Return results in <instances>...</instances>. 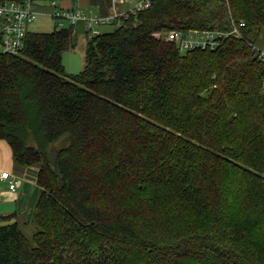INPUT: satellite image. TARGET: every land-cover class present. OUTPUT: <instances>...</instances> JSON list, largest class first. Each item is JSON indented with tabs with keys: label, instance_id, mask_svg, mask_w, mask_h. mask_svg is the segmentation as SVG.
<instances>
[{
	"label": "trees",
	"instance_id": "trees-1",
	"mask_svg": "<svg viewBox=\"0 0 264 264\" xmlns=\"http://www.w3.org/2000/svg\"><path fill=\"white\" fill-rule=\"evenodd\" d=\"M229 8L154 0L111 32L86 31L79 73L63 62L77 47L68 21L0 52V140L39 168L41 188L30 221L0 214V264H264V67L248 44L264 0ZM229 15L244 36L214 50L155 36L226 32Z\"/></svg>",
	"mask_w": 264,
	"mask_h": 264
},
{
	"label": "built area",
	"instance_id": "built-area-1",
	"mask_svg": "<svg viewBox=\"0 0 264 264\" xmlns=\"http://www.w3.org/2000/svg\"><path fill=\"white\" fill-rule=\"evenodd\" d=\"M40 0H23L6 2L0 4V50L3 53H20L26 47V38L30 32V25L38 18V3ZM154 0H110L106 12L99 11L83 12L80 8L61 9L58 6V0L51 3L52 10L48 15L56 20L58 27L64 26L65 22L76 23L82 21L85 23L87 31L91 35L101 33L99 25L121 26L123 20L136 15L142 10L148 9ZM228 10H230V0H221ZM231 11V10H230ZM64 20H66L64 22ZM229 30L224 32L220 29L204 30L193 28L190 30L171 29L164 33L157 32L156 37L167 41H174L181 50H214L221 45L224 39L229 37L243 38L245 21L237 22L232 15H229ZM252 51L258 59L264 64V47L258 46L254 42H248ZM264 81V80H263ZM2 180L9 183L12 191L17 190L19 181L9 171H2L0 174Z\"/></svg>",
	"mask_w": 264,
	"mask_h": 264
},
{
	"label": "crops",
	"instance_id": "crops-1",
	"mask_svg": "<svg viewBox=\"0 0 264 264\" xmlns=\"http://www.w3.org/2000/svg\"><path fill=\"white\" fill-rule=\"evenodd\" d=\"M44 1L46 0H40L37 5L38 17L41 14L48 15L52 10L51 5H46ZM59 4L63 9L80 8L83 12L85 11L87 13L91 10L95 11L93 8L101 9V6H93L92 0H59ZM87 7H90L89 10ZM36 20L30 25L29 29L38 32L33 27ZM75 28L78 34L86 35L87 28L84 22L80 21L76 23ZM2 171H9L19 181L17 190L12 191L9 183L0 178V195L4 196V199L0 200V204H2L1 209L8 211L5 212L7 214L2 215L18 212L30 221L41 190L37 183L39 168L35 166L27 168L19 167L15 164V160H13V152L9 143L5 140H0V174Z\"/></svg>",
	"mask_w": 264,
	"mask_h": 264
},
{
	"label": "rangeland",
	"instance_id": "rangeland-1",
	"mask_svg": "<svg viewBox=\"0 0 264 264\" xmlns=\"http://www.w3.org/2000/svg\"><path fill=\"white\" fill-rule=\"evenodd\" d=\"M44 2L46 5H51L52 0H46ZM58 2H59V0H58ZM89 8H88V10H89ZM93 10L96 11L97 9L93 8ZM65 21L66 20H64V22ZM55 22L56 21L53 17L51 18L49 15L41 14V16H39L38 19L36 20V22L33 24V27L40 33L41 32H52V31L56 30ZM66 24H68V22H66ZM98 28L100 29L101 32H111L114 30L115 27L113 25H99ZM73 41L77 43V47L71 48L70 50H66L63 53V62L65 65V70L69 74L81 72L86 67V63H87L86 57H85V52H86V48H87V36L82 35V34H78L75 31L74 36H73ZM253 41L258 46L264 47V27L258 32V35L254 37ZM0 52H1V50H0ZM262 65L264 67L263 63H262ZM263 85H264V82H263ZM262 91L264 93V87H262ZM66 144H67V141L65 139H62L58 143L54 144L51 148H52V150L55 151V150H58L60 147L65 146ZM3 199H4V196L0 195V200H3ZM1 205L2 204H0V214H7L5 212H8V211L5 209H1L2 208ZM9 221H12V220H9ZM0 223L3 224L6 222L1 221ZM178 223H176L177 227L180 226L179 221H178ZM33 231H34L33 227L26 226L25 232L27 233V235L29 237H32V235L34 234Z\"/></svg>",
	"mask_w": 264,
	"mask_h": 264
}]
</instances>
